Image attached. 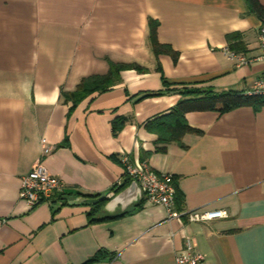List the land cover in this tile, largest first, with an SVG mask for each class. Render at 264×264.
<instances>
[{"label":"crops","instance_id":"0c3cea01","mask_svg":"<svg viewBox=\"0 0 264 264\" xmlns=\"http://www.w3.org/2000/svg\"><path fill=\"white\" fill-rule=\"evenodd\" d=\"M149 18L176 61L154 54ZM260 24L245 0H0V264H86L99 250L105 257L87 264H171L187 237L205 264H264V106L189 111L191 131L164 151L145 126L177 104L179 82L246 93L264 60L236 65L226 35L240 33L251 58ZM109 62L145 70H121L109 89L74 105L63 95ZM115 118L124 119L117 132ZM124 153L173 176L178 218L137 190L97 219L71 203L115 196ZM37 161L65 188L29 208L20 179ZM195 209L228 216L188 222Z\"/></svg>","mask_w":264,"mask_h":264},{"label":"trees","instance_id":"16d2710c","mask_svg":"<svg viewBox=\"0 0 264 264\" xmlns=\"http://www.w3.org/2000/svg\"><path fill=\"white\" fill-rule=\"evenodd\" d=\"M248 10L253 12L260 19H264V5L259 0H245ZM149 42L152 50L156 56L159 54L169 55L173 61H176L178 52L173 50L168 44L160 43L157 38L158 21L149 18ZM228 42V50L236 53H245V48L240 41V33L233 32L226 35ZM234 41V42H232ZM136 69L138 71H144L145 69L140 67L136 63H113L109 62V70L104 75H89L83 77L78 83L76 89L71 92H62L63 95L72 100L73 105L89 94L97 91H105L115 84L119 80V73L124 69ZM167 84L166 81H163ZM182 86L181 98L177 104L168 112L159 115L146 122V129L156 135L155 140V151H164L166 145L171 142H180L183 135L191 131L185 120V113L189 111H216L224 113L242 106H251L256 111L264 106V97L262 96H251L245 93H239L232 90L217 92L212 88H204L192 86L195 83H177ZM123 118H115L112 122V130L117 132L123 126ZM132 181L128 178L119 185L114 193H118L125 189ZM176 188V186H175ZM101 194L95 195H77L84 197H99ZM58 198H61L59 195ZM57 198V199H58ZM109 198L104 197L97 203L89 205V216L91 219H97L99 214L104 211V205L108 202ZM53 201V200H52ZM181 204V195L178 193L176 188L175 194V205L178 207ZM125 211L119 215L106 214L107 217L121 216ZM106 255V252L99 250L91 260L92 261L102 260ZM112 259V256H111ZM86 263V264H87Z\"/></svg>","mask_w":264,"mask_h":264},{"label":"built area","instance_id":"2783aa9c","mask_svg":"<svg viewBox=\"0 0 264 264\" xmlns=\"http://www.w3.org/2000/svg\"><path fill=\"white\" fill-rule=\"evenodd\" d=\"M258 45L259 54L251 58L243 53L230 50H227L226 54L238 66L255 60H264V19H261V24L258 27ZM245 94L264 97V72L252 81L251 88ZM50 150V146L43 148L45 153ZM120 161L124 170V177L137 184L148 203L161 205L169 217L178 218L179 214L175 211L176 188L171 174L156 173L144 161H132L125 153L120 156ZM64 188V180L48 172L37 161L27 174L21 176L18 196L29 208H33L43 202H52L54 195L63 191ZM185 215L188 222H208L226 218L228 213L224 209H195L188 211ZM171 264H205L204 255L195 250V246L187 237L184 247L176 252Z\"/></svg>","mask_w":264,"mask_h":264},{"label":"water","instance_id":"95a60500","mask_svg":"<svg viewBox=\"0 0 264 264\" xmlns=\"http://www.w3.org/2000/svg\"><path fill=\"white\" fill-rule=\"evenodd\" d=\"M134 190H137L139 194H141L137 184L132 181L128 187L123 189L122 191L118 192L115 196L110 198L108 202L104 205V210H108V208L116 203H123V199L126 198V196L130 193H133ZM106 196V194H101L99 197H84V196H78L76 197L71 203H78V204H85V205H93L103 199ZM108 212H110L108 210ZM112 213V212H110Z\"/></svg>","mask_w":264,"mask_h":264}]
</instances>
